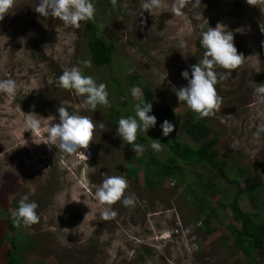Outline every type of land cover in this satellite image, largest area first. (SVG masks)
Wrapping results in <instances>:
<instances>
[{
  "label": "rangeland",
  "instance_id": "rangeland-1",
  "mask_svg": "<svg viewBox=\"0 0 264 264\" xmlns=\"http://www.w3.org/2000/svg\"><path fill=\"white\" fill-rule=\"evenodd\" d=\"M92 2L97 34L116 46L110 65L97 66L92 60L89 21H82L77 29L42 17L34 10L38 0H15L0 21V79L11 78L18 86L14 95L0 92V264H7L5 251L12 247V239L28 246L18 252L22 264H181L185 260L263 264L259 252L248 255L238 247L230 225L241 223L230 208L219 206L235 199L237 186L202 162L182 163L179 179L159 178V186L151 188L144 171L137 180L128 174V161L135 152L118 136L117 127L119 118L135 115L134 86L142 89L152 104L149 114L157 117L154 128L137 133L135 143L144 147L143 154L151 152L161 160L169 156V146L158 135L165 119L175 125L170 134L197 145L182 123L187 117L202 119L212 130L209 137L219 140L216 148L230 178L244 167L262 180L258 198L244 193L239 203L253 214L256 224L263 223L264 132L257 135V129L264 125V101L254 96V88L264 83V0L256 5L247 0H188L180 15L170 11L174 0H162L167 10L155 9L154 14L142 10L143 0H117L115 7L110 0ZM218 23L233 32L234 44L245 59L230 73L215 69L227 76L215 86L221 107L200 118L186 104H179L173 87L187 85L181 73L188 70L191 77V65L203 58L201 32ZM84 61H90V67ZM72 66L107 85L111 107L83 108L84 97L56 86L62 70ZM157 72L167 73L163 83ZM61 102L70 113L88 116L96 125L89 148L81 149L87 160L82 152L63 154L55 146L50 150L37 144L47 139L50 123L59 122ZM168 107L172 115L165 112ZM113 110L118 118L111 117ZM28 114L41 120L34 133L26 130ZM50 116L56 119L51 121ZM153 139L160 140L161 151L151 148ZM105 174L125 177V196L134 195L136 203L125 207L122 198L111 206L117 216L102 221L105 206L94 192ZM209 181L215 182L207 191L210 204L218 211L211 221L213 230L206 232L205 216L198 213L191 192H201L202 184ZM240 184L245 187L244 179ZM25 194L38 204L40 220L17 227L11 211ZM176 227L180 233L156 240L161 232ZM194 245L197 250H192Z\"/></svg>",
  "mask_w": 264,
  "mask_h": 264
},
{
  "label": "clouds",
  "instance_id": "clouds-1",
  "mask_svg": "<svg viewBox=\"0 0 264 264\" xmlns=\"http://www.w3.org/2000/svg\"><path fill=\"white\" fill-rule=\"evenodd\" d=\"M115 7L117 0H110ZM199 3L200 0H197ZM250 5H256L257 0H247ZM188 3V0H174L170 9L174 15H180L181 10ZM15 6V0H0V21H2L10 9ZM143 11L154 14L155 9H165L162 0H143L141 4ZM35 12L42 17L58 19L65 26L79 28L82 21H92L95 19L96 8L92 0H38ZM142 11V13H143ZM103 27V25H101ZM261 31L264 32V26L261 25ZM200 43L205 49L203 58L196 64L191 65V77L189 71H182L181 75L188 81L186 86L175 88L179 104H186L189 109L196 113L200 118L209 117L219 110L222 98L218 95L216 85L219 81L227 79L224 74H218L217 67L226 72L236 70L244 62V55L238 52L234 44V35L225 27L218 23L216 27L207 26L206 30L201 32ZM183 46V45H182ZM85 67H90V61H84ZM159 76L161 83L167 77V73ZM56 86L72 92L78 97H84L83 108H90L95 111L98 105L111 107L109 102V93L107 85L97 83L90 75H85L80 67L72 66L64 68L62 74L56 80ZM17 83L11 78L0 79V92L7 95H14L17 91ZM131 95L137 101L134 107V116L121 117L118 120L117 134L124 142L131 145L135 155H142L144 147L135 143L138 131L147 132L157 124V117L150 115L152 104L144 98L142 89L139 86L131 88ZM254 96L264 101V83L256 84ZM59 114L58 123H50L47 129V139L37 143H43L50 150L53 146L63 154H75L87 150L93 141L96 125L93 120L85 115L70 113L64 103L57 109ZM51 121L56 117L50 116ZM50 121V122H51ZM26 130L36 132L41 126V120L28 114L25 118ZM165 137L174 131L175 125L165 119L160 125ZM104 129V124H100ZM264 132V125L257 129V135ZM151 148L154 151H161L162 144L159 139H153ZM83 153L84 158L88 157ZM128 188V182L123 176H114L105 174V178L100 185L95 187L94 198L100 205H104L100 212V220L106 221L117 216V212L112 210L111 206L121 201L125 207L134 206L136 198L134 195L125 196ZM34 192V189L32 190ZM79 202V201H77ZM38 204L29 200L27 194L23 195L18 201V207L11 211V217L15 226L21 224L30 226L39 222L40 217L37 213Z\"/></svg>",
  "mask_w": 264,
  "mask_h": 264
},
{
  "label": "trees",
  "instance_id": "trees-1",
  "mask_svg": "<svg viewBox=\"0 0 264 264\" xmlns=\"http://www.w3.org/2000/svg\"><path fill=\"white\" fill-rule=\"evenodd\" d=\"M237 5L240 4L237 3ZM94 21L95 19L88 22V28L93 34L88 42L92 60L97 66L110 65L113 61L116 46L113 42H106L97 34V27ZM164 110L168 115L173 114V110L170 107L164 108ZM113 111L111 117L118 118V111ZM182 125L184 131L189 134L197 145L185 142L177 135L169 134V136L165 137L162 132H159V137L170 148L169 156L161 160L151 152H146L143 156H137L133 153L130 155L128 161V174L134 176L137 180L139 178V172L142 170L145 173L148 186L156 188L159 186V178L162 181L164 179H179L182 173V163L199 164L206 162L210 164L229 183L237 186L235 199L231 203H219V206L223 208H230L234 219L241 223L240 227L230 225L232 234L235 236L236 244L248 255L259 252L264 264V222L256 224L253 221V214L243 211L239 203V197L244 193H248L252 198L257 199V189L262 185V180L258 175L248 174L247 169L244 167L239 168V172L235 178H230L224 167V163L219 158L220 152L216 148L219 141L218 138L216 136L209 137L212 131L211 128L202 119L195 120L190 117H187ZM138 163H140V166H138ZM241 179H244L245 187L241 186ZM213 187H215V182L209 181L202 184L201 192H191V195L196 201L198 213L205 216L204 223L206 225V232L213 230L211 221L217 217L218 211L217 207L211 206V199L207 193ZM9 225L11 228L14 227L11 220ZM27 247L26 244L12 239V247L7 248L5 251L7 264H22V261L17 255L19 251H23Z\"/></svg>",
  "mask_w": 264,
  "mask_h": 264
},
{
  "label": "built area",
  "instance_id": "built-area-1",
  "mask_svg": "<svg viewBox=\"0 0 264 264\" xmlns=\"http://www.w3.org/2000/svg\"><path fill=\"white\" fill-rule=\"evenodd\" d=\"M177 233H180L179 227L174 228V230H170V231L166 230V231L161 232V234L159 235V238L158 239L156 238V240L166 239V238L174 236ZM197 249H198V245L192 246V250H197ZM181 264H198V263L192 260H185Z\"/></svg>",
  "mask_w": 264,
  "mask_h": 264
}]
</instances>
